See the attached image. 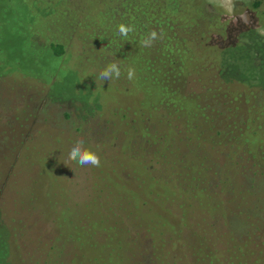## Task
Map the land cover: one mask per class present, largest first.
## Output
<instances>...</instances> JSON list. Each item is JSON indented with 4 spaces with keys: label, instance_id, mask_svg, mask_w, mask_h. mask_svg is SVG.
Here are the masks:
<instances>
[{
    "label": "rangeland",
    "instance_id": "1",
    "mask_svg": "<svg viewBox=\"0 0 264 264\" xmlns=\"http://www.w3.org/2000/svg\"><path fill=\"white\" fill-rule=\"evenodd\" d=\"M146 1L0 0V264H147L148 252L151 264H264V142L258 147V128L238 123L264 118V36L256 31L264 28V0H235L247 25L209 0H158L163 17L195 28L184 53L194 68L181 90L197 102L170 99L181 114L197 112L183 119L136 77V32L113 35ZM49 43L61 45L58 56ZM110 43L126 45L127 62L114 58ZM112 62L120 78L100 80ZM224 63L231 68L220 77ZM160 100L152 117L148 107ZM138 126L158 132L140 138ZM231 130L255 148L236 147ZM80 138L100 167L68 159ZM57 185L118 194L124 207L92 231L104 219L75 200L85 192L64 198ZM136 201L163 237L147 244L152 228H135L134 217L146 213Z\"/></svg>",
    "mask_w": 264,
    "mask_h": 264
},
{
    "label": "trees",
    "instance_id": "2",
    "mask_svg": "<svg viewBox=\"0 0 264 264\" xmlns=\"http://www.w3.org/2000/svg\"><path fill=\"white\" fill-rule=\"evenodd\" d=\"M135 9L134 8L132 9L135 12V17L134 18L129 17L128 19L126 20L124 19V20H125V23L127 22L126 25L132 24L135 26V32H136L135 35H136L137 41H139L137 45H139L141 52H142L141 56L134 58V60L136 61V64L139 66L138 76L136 77H139L143 81H147L150 84H152V86H154L158 92L160 90L158 95H160L164 101H167L166 102L167 104L169 103L172 104L171 111L176 115L174 119H179V117L181 116H182V119L185 116L186 118H188L187 116L191 115V113L197 114L196 111L191 112L188 115L184 113H183L184 115L181 114V112L176 108L173 101L170 100L172 99L173 96L177 95V96H181L182 98L193 101L194 104H196L197 102L198 95L195 96L192 93L185 92L186 90L185 91L181 90L182 87H184V83L187 82L186 76L192 70V68H194L192 67V65L190 66V63L188 62L187 57L184 56V53L188 50L187 45L192 43L190 41V34L192 30H195L194 25L191 23H186L185 26H183L182 28H179L178 26L175 25L174 21L170 19V17H167V16L163 17V13H162L163 9L160 6V3L158 2V0H151V1L149 0V1L143 2L141 4V7L139 6V7H136ZM131 18H132V22L135 21L134 23L127 21V20L130 21ZM200 20H202L203 22L205 21L202 16L200 17ZM153 30H156L158 34L160 31H163L164 33L163 38L156 40L151 47H148V48L142 47L140 45L141 39L147 37L148 33ZM113 35H118V29L116 25L113 30ZM90 38L91 39L96 38V40L98 39L94 35H92ZM110 45H108V49L110 53H114L113 55L114 58L118 59L119 60L118 62H122V61L127 62L126 61V59H128L127 54L125 51L122 50L123 48L124 49L127 48L126 45H123L122 47L119 46L120 45L119 43H115L114 45L110 43ZM59 46L61 47V45L57 43H55L54 45L49 43V47L52 50L53 55L55 57L58 56V54L61 52V50H59ZM116 52L118 54H121L122 56H119L118 54H117L118 56H115ZM134 60L131 59V62ZM134 65H135V62H134ZM223 66H224V69H223L224 72L223 73L219 72L220 77H222L223 74H225L226 71H228L231 68L227 66L225 63ZM239 81L240 82L243 81L242 78L239 79L237 82ZM183 94L185 97H183ZM215 95L217 96V94ZM211 97L214 98V96H211ZM163 100H160V103L154 102L152 106H149L148 108H150L149 110L151 112L147 111V113L149 115H152L153 117L154 112L158 110V106H159L158 104L163 103ZM214 101L216 102V100ZM167 104L166 106H162V108L164 107L167 108L168 107ZM195 106L197 107V105ZM219 112L223 113V111H221L220 109H219ZM155 114H156L155 116L157 117V119H160V120L162 119L161 114H157V113ZM138 115L141 116L142 119L144 117H148L140 113H138ZM261 115L262 114H258V115L253 114V117H246L245 121L243 122L241 121L242 123L238 121L239 124L244 125L242 129H244V127H250L249 131L251 132H253L254 130L255 131L258 130L257 133L259 134V138H260V143H258V147L261 143L264 142V134L261 131L262 130L261 128L264 127V118ZM121 116L123 117V115ZM255 120L256 122H254ZM204 126L206 127V125ZM186 127L188 126L185 125V128ZM234 128L240 130L237 126H234ZM252 128H258V129L252 130ZM170 129H171V126L169 127V130ZM134 130L138 133V135L141 134L140 138L146 137L149 131L151 130H153L155 133L158 132L157 129H154V126H150V129L142 128V126H138L137 128H134ZM177 130L178 129H176L175 127L173 133H175ZM237 131L231 130L232 136H231V132L227 133V135L231 137L230 141L233 142L236 147L244 146L245 148L249 147V149L255 148L254 144L251 145V139H248V141L241 139L240 142L237 143V140H238ZM143 133H145L146 136H143L142 135ZM194 134L198 137L203 135L202 131L198 128H197V131L196 130L194 131ZM246 142L247 144L249 143L248 147L245 144ZM190 152L191 150L189 149V153ZM159 153L161 152L159 151ZM56 187H58V189L56 190L58 195L64 198L67 197V194H70L73 196L76 193L79 195L81 192L83 191L85 192V194L87 195V198H76L75 200H77V202H82L83 208L87 206L88 211L90 213H94V216H93L94 218L95 216L99 218L98 214H100L101 219H104L101 225L97 227L95 226L92 227L91 229L92 231L96 229L102 230V226L103 227L108 226V220L116 216V211L118 210V208L120 209L121 206L124 207V205H122L119 201L126 199V197H122L121 195H118V194L117 196L114 195L115 196L114 197L112 193H107V192L106 193L102 192L99 195H92L94 194L95 191L94 189H90L88 187L87 188L72 187L68 190L66 189V187H63L61 185L59 186L57 185ZM136 205L139 209L143 210L146 213L134 217V219H136L138 222V226L135 228L141 229L143 231H150L152 228V237L150 238V236H146L147 244H148L149 242H152V239L155 236L160 235L161 233L160 230H159L160 233L155 235L156 233L155 226H157L159 222L157 220L154 221V218L150 217L149 213L151 211L146 206H144L142 202L136 201ZM115 220L122 222L121 220H117L116 218ZM89 228H90V224H89L88 229ZM148 248L150 247L148 246ZM57 250H59V248ZM153 258L154 257L150 255V253L148 252V254H146L145 256L147 264H151V261L154 260ZM50 259H51L50 257L45 258V261H48ZM51 260H53V258Z\"/></svg>",
    "mask_w": 264,
    "mask_h": 264
},
{
    "label": "clouds",
    "instance_id": "3",
    "mask_svg": "<svg viewBox=\"0 0 264 264\" xmlns=\"http://www.w3.org/2000/svg\"><path fill=\"white\" fill-rule=\"evenodd\" d=\"M215 7H218L223 10L225 16L233 21L236 22L237 17L245 24H249L250 20L246 14V12H241L239 16L234 14L235 12V0H209ZM118 35L127 38L129 33L135 31V26L132 24L125 25L123 23L117 26ZM256 31L264 36V28H257ZM164 36L163 31H160L159 34L156 30H153L148 33L147 37L142 38L140 43L142 47L148 48L153 45V43L158 40L162 39ZM135 69L129 67L127 69V79L133 80L135 78ZM121 76V70L118 62H112L108 64L100 73L99 79L102 81H111L113 79H119ZM83 138L77 139L72 147L68 152V159L70 161H75L80 166H87L91 165L93 167H100V157L97 155L96 152L86 148L84 146Z\"/></svg>",
    "mask_w": 264,
    "mask_h": 264
}]
</instances>
